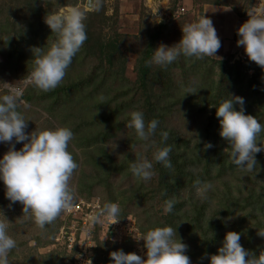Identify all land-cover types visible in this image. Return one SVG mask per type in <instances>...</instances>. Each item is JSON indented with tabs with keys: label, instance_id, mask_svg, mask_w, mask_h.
<instances>
[{
	"label": "rangeland",
	"instance_id": "374dc122",
	"mask_svg": "<svg viewBox=\"0 0 264 264\" xmlns=\"http://www.w3.org/2000/svg\"><path fill=\"white\" fill-rule=\"evenodd\" d=\"M217 1L215 3L214 0H36L34 6L35 8L46 10L54 14L62 13L67 8L73 7L83 12L86 30L91 32V37L100 38L105 45L101 50L99 46L92 48L93 51L85 54L84 58L80 60V66L75 65L74 61L71 62V66L74 67H72L73 69L70 67L67 69L66 73L68 77L73 80L74 77L79 74L83 79H86L87 75L97 72L98 66H101L102 69L106 71L102 72L103 74L100 73L101 75L99 78L104 76L108 77L109 73L123 69L122 74L106 82L107 85L110 84L109 86L112 90L110 96H117L118 101L123 100V97L124 99H128V102L137 100L132 110L140 111L143 114L148 113V119L150 120V115L152 114L150 108L155 111L159 107L162 112L168 109V107L163 108L164 102L163 96L161 95V89L165 85L163 83L168 80L162 78L161 81H156L157 83L153 84V89H151V91H143L144 89L137 88L134 93L133 85L138 78V68L143 65L145 53L149 55V58L146 59L151 66L149 75L144 79L146 83L144 88L148 89L155 72L159 67L163 68L166 65L152 62L154 50L161 44L168 47L178 44L182 38L181 28H183L185 24L197 21L198 18L201 17L202 9L205 17L211 19L215 16L214 14L212 15L215 9L211 7H216V10L219 11L220 18L226 16L227 12H230L232 9L236 14H241L238 22L239 27L249 19V12L264 10V0ZM26 4L27 0H0V23L6 19L10 22L9 29L23 32L25 35L27 34L26 36L24 35L25 37L23 36L24 41L26 39H33V36L28 34V19L31 15L25 10ZM180 8H184V10L181 11ZM216 18H218V13ZM31 19L33 22L39 21L38 16L31 17ZM55 37L57 38V36ZM239 38L236 32L232 37L228 38V36H226V38L221 39V47L215 54V57L206 56L203 59H197L196 57L185 58L184 55L181 54L172 63H167V65H169L167 71L172 86L177 87L175 84L183 83L185 77L193 81L196 85L201 83L203 79L199 80L197 73H202L204 69L213 67L212 62L210 64L207 59L220 61V63L214 67L216 74H214V78L217 80V74L221 72L219 67L225 66L228 63L226 60L228 59L227 56L230 54L227 53L231 51L234 45L237 46ZM44 48L43 50L47 51L48 48ZM238 48L237 46V49ZM244 54L245 51L242 55ZM235 55L238 54L235 53ZM183 57L188 60L184 65L186 70L176 66L177 63H182L185 60ZM236 63H239L242 68V72L245 76L244 81L254 75L255 70L253 74L248 73V70L250 72L252 71L250 66L254 62H251L247 56L245 60L247 69L240 63L238 58L229 62L228 65H234ZM194 65L199 68L196 77L189 72L194 70ZM6 66L4 57L0 55V97L15 95L17 104L16 110L23 115L27 122L25 133L30 134L36 129L38 131L55 130L63 127L59 117L52 119L43 112L40 103L46 101L44 100V96H42L44 92L35 88V86L28 81V73L22 76L23 72L19 67L13 72H10ZM31 70L32 69H30L29 73ZM257 70L264 69L258 66ZM262 72L264 73V71ZM212 76L213 75H211V77ZM66 80L67 77H64L62 82ZM120 84L126 88H131V91L125 92L122 96L119 95L120 92L113 91L115 88L119 89L117 86ZM226 84L227 80L225 79L224 85ZM237 84L238 82H236V85ZM259 87H262V85L260 84ZM249 90H251V87ZM141 92L144 93V96H141ZM27 93L32 99L31 102H26L23 97L24 94L27 95ZM224 93H226V91H224ZM231 95L233 96L235 93ZM146 97L148 98L145 99ZM223 97L222 100L215 103L216 105L211 103L205 104L196 99L194 101V107L192 108L193 114L191 117L187 116L182 110L181 115L177 109L178 107H174L167 115H162L161 123L168 129L169 134L173 132L174 135L176 134L178 136L180 141L182 138L189 139V145L192 147L196 145L197 142L200 143L197 155L201 156L203 159L194 162L193 165L186 166V176L181 175L182 182L175 185L177 186V194H175L173 198L181 203L179 213L191 211L194 206L204 204V207L197 212L200 213L201 216L197 213H195V216L189 213L190 215L188 214V216H193V219L195 218L193 222H197L199 217L207 220H211L213 217L219 218L221 225H223V223L226 225L222 230L223 239L225 234L229 232V226H232L233 222H235L233 219H246L244 225L249 229L251 228L252 232L249 236L243 233L241 235V243H243V247H247L246 242L248 240L251 243H259L257 241L259 239L257 230L262 229L264 226V217H262V215L258 216V212H256L257 208H259V204H264V183L262 184V182L259 181L262 180L264 182V175L258 178V181H255L252 177L250 178L252 179L251 181H246L247 174L245 173H247V171L237 167L234 169L236 171L235 175H231V170H229L225 171L226 173L223 174L222 177L219 175L216 178L220 166L215 162L214 157H211L209 160L204 159L206 149L205 144L203 145L201 143L206 135L203 130L204 126L199 123H204L208 117L212 121L216 119L214 115H211V111L213 107H218V105L226 100V97ZM67 123L69 124V121ZM127 124L124 125L122 130L117 132L114 137L106 141V144L103 146L104 150L100 148L95 149L94 147L88 148L90 149L88 151H92L94 157L97 159L100 158L101 155L99 153L102 152L109 156L111 162H117L128 155L135 160L146 158L152 163L151 171L153 175L151 179L145 182V187L146 190L151 189L154 192V199H151L148 205L133 209L128 205L129 207H125V211L131 214L122 219L117 218V222L115 220H104L103 222L95 223L89 220L93 209L97 206L101 208L103 204L107 202V188H105L104 185H99L95 180L89 190L87 189L86 191L79 192L77 182L81 176L80 170L82 169L84 171L83 175L85 178L88 176L92 179L95 173L90 166H86L85 164L81 166V163L84 161V156L82 155L84 149L82 150V148L74 146L72 142L69 144V152L78 164V168L74 171L69 181L70 188L74 193L73 207L71 210L63 212L54 221L53 227L62 221L60 227H67L72 224L75 229L83 220V226L88 229L89 234H87L86 238L90 242V246L87 245L89 247L85 249V254H87V258L95 264H114L110 259V253L118 250H123L125 254L135 253L146 259V249L143 247L144 242L143 240H139L143 235L138 230V233L134 231V229L137 228V223L141 222V210L145 209L151 217H169L164 211L165 205L159 200L157 179L159 181L158 175L161 174L162 171H156L155 169L162 166V163L154 160V153L159 150L156 146L158 140L155 137V133L151 135L147 141L142 140L136 143L131 150H128L126 146V136L127 133L130 132V129L132 131V128H128ZM168 139L169 138H167V140ZM172 142L175 144L176 141L172 140ZM13 144L15 145V150H20L23 147V143H16L15 139H13L11 144L0 142V159L3 158L4 154L7 153ZM208 154L212 155L213 153L211 152ZM259 154L263 157L264 151H261ZM169 159H172V157L169 156ZM172 170L173 169L170 171L172 172ZM135 179L136 178L132 175L120 178L119 174L115 172L109 175L106 182L109 184L111 183L115 191H120L121 189L130 188ZM197 180L203 181L201 182L202 184L211 183L212 187L202 194H198L194 186ZM159 187L161 189V186ZM5 191L6 189L3 181H0V203L7 199L5 197ZM225 194L227 195L226 197L224 196ZM22 209L23 205L19 202L12 203L9 201L6 205L0 206V220H7V230H10L7 232H12L14 234L12 238L17 243H20L19 247H15L9 252L8 264H82L79 263L77 259L75 260L76 254L79 253L76 249L68 252L64 248V244L62 246L60 245L69 237L72 238V240L74 239V247H83V242L80 241L81 239H76L78 235L74 230H70V232L62 230V233L58 235V229L53 235V239L45 243L44 241L47 239L43 237L45 236L43 235L45 229L39 228L34 223L31 216L24 215ZM159 211L163 214H156ZM230 212L231 214L229 215ZM261 212L262 211L259 213ZM213 213H217V215H213ZM221 213L225 214L222 216ZM255 215L257 220L253 219ZM208 217L211 218L208 219ZM86 219L88 222H86ZM259 221L262 227L258 225ZM79 229H82V227ZM72 233L74 234L71 236ZM54 238L59 239L60 243L55 242ZM260 239L259 241H262ZM200 250V247H195V249L188 247L186 251L188 253H185V255L190 257L191 264H208L206 259L194 260V256H192L191 252L194 251L195 254L200 252ZM83 264H86V262H83Z\"/></svg>",
	"mask_w": 264,
	"mask_h": 264
},
{
	"label": "trees",
	"instance_id": "16d2710c",
	"mask_svg": "<svg viewBox=\"0 0 264 264\" xmlns=\"http://www.w3.org/2000/svg\"><path fill=\"white\" fill-rule=\"evenodd\" d=\"M216 1L217 0H214L215 3ZM35 2L36 0H27V4L25 6V10H27L31 15L28 19V34L32 35L33 39H26L24 41V37L27 34L25 35L23 32L9 29L10 22H8L6 19H4L2 23H0V55L4 57L7 65L6 68L8 69V71L13 72L17 67H19V69L23 72L22 76H25L30 71V69L33 68L32 49L42 47L48 48L55 41V39L57 40V38L55 37L57 35L55 33H52L50 28L44 22L46 15L50 12L35 8ZM34 16H38L39 21L33 22L31 17ZM86 34L87 40L84 42L82 48L77 52L72 60V62L74 61L75 65L77 66L81 65L80 60L84 58L85 54L93 51L92 48L99 46L101 50L105 45L103 44V41L100 40V38L91 37V32L89 30H86ZM184 57L187 58L186 56ZM146 58H149L148 53H145L143 65L138 68V78L135 81L136 83H134L133 85L134 93L135 89L137 88L144 89L143 91H151V89H153V84L157 83L156 81L159 82L162 78L168 80L163 83L165 85L163 86L164 88L162 87L161 89V95L163 96L164 102L163 108L168 107V109L162 112L160 111L161 108L159 109V107L155 111L150 108V112H152V116L150 115V120L148 119V113L143 114L146 125L153 119L159 122L158 127L155 130V137L158 140L156 146L159 149L163 147L171 148V152L169 153V156L172 157V159H169L172 164L171 168H165L162 164V166H159L155 169L156 171H162L161 174L158 175L159 181L157 179V184L159 200L165 205L166 200L173 199V196L177 194V186L175 185L182 182L181 175L186 176V166L193 165L194 162L201 161L203 158L197 155V151L199 150L198 148H200V143L197 142V144L193 145L192 147L189 145V139L182 138L180 141V139H178V136L176 134L174 135L173 132L169 134L168 129L165 128L161 123L162 115H167L171 109H173L174 107H178L177 109L179 110V113L181 115L182 110L187 114V116L191 117L193 114L192 108L194 107V101L196 99L199 102L205 104H215L216 102L222 100L224 98L223 96L226 97V100L235 96L243 98L244 114L256 117L260 124L264 126V73L262 72L264 70H257L254 75L251 76V78L249 77L244 81L245 76L239 63H236L234 65L226 64L222 67L218 66L221 72L217 74L218 79L216 80L214 78V76L216 75L214 67L218 63H220V61L207 59L210 64L212 62L213 67L209 66L210 69H204V72L197 73V71H199V68L194 65V70L189 71L193 74L194 77H196L197 73L199 76V80L203 79L204 81L202 80L201 83L196 85L193 81L185 77L183 83H177L175 84V86L177 87H173L167 71L169 69V65L166 64L163 68H158L150 81L149 88L146 89L144 88L146 86L144 79L149 75L151 71V66L150 64H148ZM187 61L188 60L185 59L182 63H177L176 66L178 68L186 70L184 68V65L185 62L187 63ZM69 67L73 69L72 67L74 66L70 65ZM97 69V72L87 75L86 79H83L81 75L77 74L72 80L66 73V81L60 83L59 86H57L55 89L42 93V96H44V100L46 101L41 102L40 106L43 112H45L49 118L53 119L59 117L62 122V126L69 128L73 132L74 136L71 142L74 144V146L82 148V150L84 149L82 153V155L84 156V161L81 163V166H83V164H85L86 166H90L92 171L95 173L92 179L88 176L87 178H85V176L83 175L84 171L82 169L80 170L81 176L79 178V181L77 182L79 192L86 191L87 189L89 190V188L94 184L95 180L99 185H104V187L107 188L106 203H118L121 209L118 218L122 219L125 216L131 214H129L128 211H125V207H129L128 205H130L133 209L139 206L148 205L150 203V200L154 199V192L151 189L146 190V181L137 179L129 170L130 163L135 161L134 158H131L127 155L117 162H111L109 156L102 152L99 153L101 156L99 159H97L94 157L92 151H88L90 150L88 148L91 147L104 150L103 146L106 144V141L114 137L116 133L121 131L123 126L130 121V115L128 114L133 112V105H135V103L137 102V100L128 102V99H124V97L123 100L118 101L117 96H110V92L112 90L110 89V84L107 85L106 82L109 79L122 74L123 69H120L119 71H113L109 73L108 77L104 76L102 78H99L101 75L100 73L106 71L102 69L101 66H98ZM211 75L213 76L211 77ZM225 79L227 80L226 85H224ZM236 82H238L237 85ZM260 84L262 85V87H259ZM117 87H119V89L115 88L113 91L120 92L119 95L121 96L124 95L125 92L131 91V88H126L121 84ZM250 87L251 90H249ZM224 91H226V93H224ZM232 93H235V95L232 96ZM141 96H144L143 92H141ZM23 97L26 102L32 101L28 93L27 95L24 94ZM147 98L148 97H146L145 99ZM239 107V105H234L235 110H239ZM216 108L218 107H213L211 111V115H214L216 118L214 121L210 120V118L208 117L206 118V121H204V123L199 124H202L204 126L203 130L205 131L206 135L201 143L203 145L208 143L212 145L211 148L206 149L204 159L209 160L211 159V157H214L215 162L220 166V169L217 172V178L219 175L220 177H222L223 174L226 173L225 171L229 170H231V175H235L236 171L234 169L237 168V166L233 164L230 158L229 151L225 150L229 147L227 142L219 135L221 129L219 120L216 117ZM68 121L69 124L67 123ZM162 132L168 133V140H165L162 137ZM126 137V146L128 150H131V148L136 143L142 141L137 138L134 129H132V131L130 129V132L127 133ZM257 139L258 142L264 143V131L259 134ZM172 140H175V144L177 145L173 144ZM260 143H258L257 146L264 147V145H261ZM69 149L70 148L68 146V151ZM211 152L213 154L209 155L208 153ZM255 160L257 162L255 169L251 171L246 170V181H251V177L255 181H258V178L264 175V156L262 157L259 153H256ZM171 169H173L172 172L170 171ZM115 172L119 174L120 178L132 175L136 179L132 183L130 188L128 187V189L115 191V189H113L112 187V184L106 182V179L109 177V175H112ZM259 181H261L262 184L264 183L262 180ZM159 186H161V189ZM224 196L226 197L227 195L225 194ZM7 203H9L8 199L4 200L3 202L1 201L0 206L6 205ZM203 207L204 204H201L200 206H194V208H192L193 210L191 211L189 210L187 212L184 211L183 213H179L181 203L180 201L174 200V205L171 211L173 213L165 212L169 216L167 218L151 217L147 213V211L143 209L141 210L142 219L141 222L137 223V229L142 235H144L148 230L155 227L170 226L173 229H176L178 238L188 247H192V249H195V247L201 248L200 252H197L195 254L194 251L191 252L192 256H194V260L206 259L208 264H210L209 259L206 258V254L207 256L217 254L218 249L222 247V230L226 225H224V223L223 225H221L219 218L217 219L215 217H208V219L211 218V220L199 217V220L197 222H193L195 218L193 219L192 217L195 216V213L199 212ZM260 211L262 212L259 213ZM256 212H258V216L262 215V217H264V204H259V208H257ZM189 213L194 215L192 217H189ZM156 214L163 213L159 211ZM224 214H222V216ZM230 214L231 212L229 213V215ZM213 215H217V213H213ZM199 216H201V214ZM253 219L257 220L256 215ZM245 220L246 219L242 218L233 219V221L235 222H233L232 226L228 225L229 231L237 232L240 235L245 233V235L249 236L252 232V229H249L248 227H246V225H244ZM53 224L54 222L52 224L46 225V227L44 228L45 232L43 233V235L45 236H42L47 238L44 241L45 243L51 241L53 235L62 225V221L61 223H57V225H55L54 227ZM258 225L262 227L260 221ZM262 228H264V226ZM8 235L14 237V234L12 232L8 233ZM259 239L257 240L259 243H251L248 240L246 242L247 247H243V243H241L240 239V244L245 250L254 252L258 256L260 250L264 249V238L260 239L262 241H259ZM19 245L20 243L16 242V247H19Z\"/></svg>",
	"mask_w": 264,
	"mask_h": 264
},
{
	"label": "clouds",
	"instance_id": "9594fccd",
	"mask_svg": "<svg viewBox=\"0 0 264 264\" xmlns=\"http://www.w3.org/2000/svg\"><path fill=\"white\" fill-rule=\"evenodd\" d=\"M248 15L249 19L237 31L239 48L232 51L226 61L229 63L237 59L235 53L241 52L239 49L243 46L248 59L256 64L252 63V71H248L253 74L258 66L264 69V10L249 12ZM84 19V13L74 7L62 13L46 15L44 22L57 35V40L47 51L43 50L44 47L32 49L33 68L27 78L35 88L48 92L63 81L73 58L87 40ZM181 31L179 43L172 47L161 44L154 50L152 62L172 63L181 54L197 59L215 57L221 47L212 20L204 15L195 22L185 24ZM240 63L247 69L245 62ZM234 105H239V110H235ZM243 105V98L233 96L216 108V117L221 129L219 135L229 146L225 150L229 151L233 164L251 171L257 163L255 154L264 151V147L257 146L260 143L257 138L264 131V126L256 117L245 115ZM16 108L15 95L0 97V142L11 144L15 139L16 143H23L20 150H15L13 144L0 159V181H3L6 189L5 197L12 203L23 205L24 215L31 216L34 223L43 229L73 207L74 193L69 181L78 164L68 151V146L74 134L66 127L41 131L36 129L26 134L27 122ZM128 115L130 121L127 127L134 129L138 139L147 141L155 133L159 123L157 120L153 119L146 125L142 112L133 111ZM161 135L167 140V132ZM211 147L210 143L205 144V149ZM170 152V147H163L154 153V160L165 168H171ZM151 169L152 163L146 158H139L129 166L137 179L145 181L151 179ZM194 186L198 194L212 187L211 183L202 184L199 180L195 181ZM174 200L165 201V212L172 211ZM120 211L118 203L108 202L94 212L89 220L95 223L104 220L117 222ZM7 228V220H0V264H8V254L16 247V241L8 235ZM257 235L264 238V228L257 230ZM240 239L239 233L227 232L217 254H206L210 264H264V249L257 256L245 250ZM139 240L144 242L146 259L135 253L125 254L123 250L111 252L110 259L114 264H191L190 257L185 255L188 246L178 238L176 229L170 226L150 229ZM88 264H91V260Z\"/></svg>",
	"mask_w": 264,
	"mask_h": 264
},
{
	"label": "built area",
	"instance_id": "2783aa9c",
	"mask_svg": "<svg viewBox=\"0 0 264 264\" xmlns=\"http://www.w3.org/2000/svg\"><path fill=\"white\" fill-rule=\"evenodd\" d=\"M181 11H183V9L181 8L180 9ZM240 49H241V52L238 53V56L236 58H238V60L242 61V62H245L246 60V54L242 55L244 53V47L243 46H240ZM255 64V63H254ZM256 65V64H255ZM258 66V65H257ZM249 71V70H248ZM250 72V71H249ZM76 206H79V205H76ZM75 207V206H74ZM99 209V206H97L96 208L93 209V211L91 212V214H93L94 212H96L97 210ZM86 222L87 219H86ZM91 223V222H90ZM80 227H82V229H79ZM78 229V230H77ZM62 230L63 231H67V232H70V230H74V232H76V234L78 235V237H76L77 240H80L81 242H83V247H74V239L72 240V238H67L65 239L60 245L62 246L64 244V248L68 251V252H71L72 250L76 249L77 253L75 256V260L77 259V261H79V263H82L83 262H86V264H88V261L90 260L89 258H87V254H85V249L87 247L90 246V242L87 240V234H88V229L85 228V226H83V220L81 223H79L75 229H74V226H72V224L68 225L67 227H60L59 228V232H58V235H60V233H62ZM74 233L71 234V236L73 235ZM89 235V234H88ZM70 236V237H71ZM57 237V236H56ZM58 238V237H57ZM57 238H54L55 239V242L57 243H60V240L57 239ZM66 241V242H65ZM68 241V242H67ZM86 243V244H84ZM89 245V246H87ZM90 249V248H89ZM81 251V252H80ZM91 264H95V263H92Z\"/></svg>",
	"mask_w": 264,
	"mask_h": 264
},
{
	"label": "crops",
	"instance_id": "0c3cea01",
	"mask_svg": "<svg viewBox=\"0 0 264 264\" xmlns=\"http://www.w3.org/2000/svg\"><path fill=\"white\" fill-rule=\"evenodd\" d=\"M211 8L215 9L214 13H212V15L214 14L215 16L213 17V19L211 18L209 19H211L213 22V26L216 29L218 38L221 40L223 38H226V36H228V38L232 37L237 32V29L239 28L238 22H239L241 14H236V12L232 11V9L230 8L232 12L231 11L227 12L226 16H223L220 18L219 11L216 10V7H211ZM202 11H201V16L204 15V12ZM217 13H218V18H216ZM236 49H237V46L234 45L231 51L227 54H230L232 51H235Z\"/></svg>",
	"mask_w": 264,
	"mask_h": 264
}]
</instances>
